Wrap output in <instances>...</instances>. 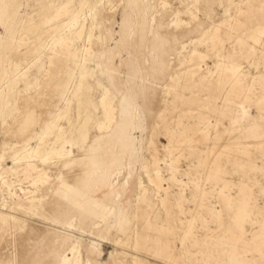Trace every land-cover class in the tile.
<instances>
[{
    "label": "rangeland",
    "instance_id": "rangeland-1",
    "mask_svg": "<svg viewBox=\"0 0 264 264\" xmlns=\"http://www.w3.org/2000/svg\"><path fill=\"white\" fill-rule=\"evenodd\" d=\"M0 85V264H264V0H0Z\"/></svg>",
    "mask_w": 264,
    "mask_h": 264
},
{
    "label": "bare ground",
    "instance_id": "bare-ground-1",
    "mask_svg": "<svg viewBox=\"0 0 264 264\" xmlns=\"http://www.w3.org/2000/svg\"><path fill=\"white\" fill-rule=\"evenodd\" d=\"M71 1V0H70ZM71 3V2H70ZM80 3V2H79ZM72 4V3H71ZM94 4V3H93ZM63 5H65V4H63ZM89 5V4H88ZM80 6V5H79ZM87 6V5H86ZM92 6V5H91ZM64 7V6H63ZM66 7V6H65ZM81 7H82V5H81ZM85 7V6H84ZM96 7V6H95ZM79 8V7H78ZM60 9H61V7H60ZM62 10V9H61ZM82 8H79L75 13H74V19H78L79 18V16L82 14ZM62 12V11H61ZM57 13H58V11H57ZM73 15V14H72ZM59 16V15H58ZM58 16H57V19H58ZM84 16V15H83ZM56 17V16H55ZM72 18V17H71ZM84 18V17H83ZM52 19V18H51ZM55 19V18H54ZM47 20V19H46ZM50 20V19H49ZM71 20V19H70ZM72 20H73V18H72ZM56 21V20H55ZM81 22V21H80ZM48 23V22H47ZM50 23V22H49ZM82 23H83V21H82ZM87 23V22H86ZM43 24H45V23H43ZM76 24V23H75ZM65 25H67L66 23H65ZM75 26V25H74ZM77 27V26H76ZM80 27H81V25H80ZM83 27V26H82ZM93 28V27H92ZM75 29V28H74ZM86 29V28H85ZM89 29H90V27H89ZM58 30V29H57ZM83 30V29H82ZM63 31V30H62ZM90 31H88V33H89ZM63 34V33H62ZM71 34H73V33H71ZM81 34V31H78V32H76V35H73L74 37L75 36H79ZM89 35V34H88ZM260 35V34H259ZM69 36H71V35H69ZM80 36H82V35H80ZM260 37V36H259ZM79 38V37H78ZM262 38V37H261ZM61 39V38H60ZM76 39V38H75ZM80 39V38H79ZM79 39H76L77 41L79 40ZM63 40V39H62ZM68 40H70V39H68ZM75 41V40H74ZM76 44V43H75ZM43 45V44H42ZM39 47H42V46H40L39 45ZM77 48H78V46H77ZM77 51V50H76ZM42 54V53H41ZM40 54V55H41ZM38 57V56H37ZM34 60H35V58L33 59V62L32 63H34ZM36 60H38L39 61V59H36ZM83 61V60H82ZM36 62V61H35ZM84 63V62H83ZM13 64V63H12ZM14 65V64H13ZM81 65V64H80ZM89 65V64H88ZM15 66V65H14ZM13 66V67H14ZM82 67H83V65H81ZM91 66V65H90ZM95 67V66H94ZM17 68V67H16ZM80 69V68H79ZM13 70V69H12ZM18 70H19V68H18ZM17 70V71H18ZM91 70V69H90ZM89 70V71H90ZM5 71V70H4ZM15 71H16V69H15ZM79 71H81V69L79 70ZM12 72H14V71H12ZM3 73V72H2ZM5 73V72H4ZM92 74H93V72H91ZM11 74H13V73H11ZM86 74V73H85ZM88 74V73H87ZM92 74H90V76L88 77L89 79H91L92 77ZM6 75V74H5ZM17 75H18V73H17ZM78 75H79V73H78ZM83 75V74H82ZM81 75V76H82ZM88 76V75H87ZM84 77H86V76H84ZM85 79V78H84ZM81 80V79H80ZM15 82V81H14ZM95 82V81H94ZM5 84V83H4ZM14 85V84H13ZM1 86V85H0ZM4 86V85H3ZM6 86V85H5ZM15 86V85H14ZM81 86H82V84H81ZM97 87H98V85H96ZM82 88V87H81ZM9 89V88H8ZM79 89V88H78ZM101 89H103V88H101ZM12 90V89H11ZM106 90V89H105ZM104 90V91H105ZM7 91V90H6ZM67 91V90H66ZM79 92H80V90H79ZM78 92V93H79ZM1 93V92H0ZM77 93V92H76ZM99 93V92H98ZM15 94V93H14ZM89 94V93H88ZM3 95V94H2ZM8 95H9V93H8ZM65 95V94H64ZM76 95V94H75ZM80 97V96H79ZM79 97H78V99H79ZM85 97V96H84ZM3 98V97H2ZM127 98V97H126ZM5 99H6V97H5ZM76 99V98H75ZM88 99V98H87ZM93 99V98H92ZM95 99V98H94ZM111 99V98H110ZM109 99V100H110ZM129 99V98H128ZM90 100V99H89ZM108 99H107V96H106V94H103V96L101 97V99H100V104H99V106H101L100 108L102 109V113H103V117H102V119H104V124H103V121H101L102 122V124L101 125H103L104 127H108L113 121H114V119H115V116H114V108H113V104H112V101H109ZM113 100V99H112ZM7 101V100H6ZM96 102V101H95ZM70 103H71V101H70ZM83 103H86V101L85 102H83ZM1 104V103H0ZM7 106H8V101H7ZM80 104V103H79ZM133 105V104H132ZM132 105H131V103L129 102V101H127V100H125V99H123V101H122V103H121V116H120V124L117 126V132L118 133H120L122 136L121 137H123V135L125 134V132H126V129L128 128V126H129V122H130V120H131V117L133 116L132 115V112H133V108H132ZM80 106H81V104H80ZM83 106V105H82ZM87 106V105H86ZM5 107V106H4ZM135 107V106H134ZM1 108H2V106H1ZM6 108V107H5ZM82 110H83V108L82 107H80ZM135 109V108H134ZM78 110V109H77ZM80 110V109H79ZM80 112V111H79ZM82 112V111H81ZM81 112H80V114H81ZM84 112H85V109H84ZM78 113V112H77ZM89 115V114H88ZM78 116V115H77ZM86 116V115H85ZM62 118V117H61ZM85 118V117H84ZM90 118V117H89ZM79 119H81V117L79 118ZM74 120V119H73ZM85 120V119H84ZM70 121V120H69ZM68 121V122H69ZM88 122H89V120H87ZM74 123V122H73ZM68 124H70V122L68 123ZM77 124V123H76ZM86 124V123H85ZM84 124V125H85ZM132 124V123H131ZM87 125V124H86ZM86 125L85 126H83V127H86ZM69 126V125H68ZM71 126V125H70ZM69 126V127H70ZM79 126V125H78ZM100 126V125H99ZM134 126V125H133ZM102 127V126H101ZM71 128V127H70ZM99 128V127H98ZM111 128V127H110ZM108 129V128H107ZM132 129V128H131ZM49 130V129H48ZM53 130V129H52ZM71 130V129H70ZM70 130L68 131L69 132V134H70ZM79 130V129H78ZM78 130L76 129V131L78 132ZM82 131V130H81ZM80 131V132H81ZM88 131V130H87ZM77 132H75V133H77ZM86 132V131H85ZM82 133V132H81ZM87 133V132H86ZM85 134V133H84ZM76 135H78V134H76ZM81 136H82V134H80ZM86 135V134H85ZM85 135H83V137L85 136ZM45 136V135H44ZM72 136V135H71ZM74 136V135H73ZM114 136V135H113ZM82 137V138H83ZM81 138V137H80ZM120 138V137H119ZM58 139V138H57ZM56 139V140H57ZM86 139V138H85ZM85 139H84V141H85ZM110 139V138H109ZM127 139V138H126ZM131 139V138H130ZM42 140V139H41ZM76 140H78V139H76ZM75 140V141H76ZM87 140V139H86ZM112 140H115V139H112ZM122 140V139H121ZM43 141V140H42ZM41 141V142H42ZM59 141H60V139H59ZM71 141H72V138H71ZM74 141V140H73ZM83 141V140H82ZM128 141V140H127ZM40 142V143H41ZM53 142V141H52ZM69 142V141H68ZM86 142V141H85ZM112 142V141H111ZM114 142V141H113ZM119 142V141H118ZM65 143V142H64ZM67 143V142H66ZM76 143V142H75ZM122 143V142H121ZM130 143H131V141H130ZM133 143V142H132ZM68 144V143H67ZM108 144V143H107ZM113 144H115V143H113ZM123 144V143H122ZM121 144V145H122ZM54 145V144H53ZM70 145V144H69ZM109 145V144H108ZM129 145V144H128ZM55 146V145H54ZM63 146V145H62ZM114 146V145H113ZM112 146V147H113ZM134 146H135V144H134ZM51 147V146H50ZM41 148V147H40ZM106 148V147H105ZM109 148V147H108ZM49 149H51V148H49ZM64 149V148H63ZM112 149V148H111ZM116 149V148H115ZM121 149V148H120ZM130 149V148H129ZM128 149V150H129ZM133 149V148H132ZM45 150V149H44ZM102 150V149H101ZM36 151V150H35ZM53 151V150H52ZM62 151V150H61ZM65 151V150H64ZM68 151V150H67ZM130 151V150H129ZM59 152H60V150H59ZM58 152V153H59ZM101 152V151H100ZM111 152V151H110ZM216 152V151H215ZM55 153H56V151H55ZM96 153V152H95ZM98 153V152H97ZM103 153H104V151H103ZM108 153V152H107ZM112 153V152H111ZM50 154V153H49ZM94 154V153H93ZM101 154H102V152H101ZM113 154V153H112ZM133 154V153H132ZM55 155V154H54ZM57 155L59 156V154H57L56 153V157H57ZM95 155V154H94ZM36 156V155H35ZM47 156V155H46ZM45 156V158H47V157H49V156H47L46 157ZM68 156V155H67ZM97 156V155H96ZM105 156V155H104ZM120 156V155H119ZM123 156V155H122ZM50 158V157H49ZM58 158V157H57ZM98 158V161L99 160H101V157H97ZM104 158V157H103ZM107 158V157H106ZM116 157H113V156H111V159H110V161H109V164L110 165H112V166H114V165H116V163H117V161H116V159H115ZM153 158H155V157H153ZM94 160H95V158H94ZM96 161V160H95ZM102 161V160H101ZM105 161H106V159H105ZM102 162H104V161H102ZM156 162V161H155ZM95 163V162H94ZM101 163V162H100ZM105 163V162H104ZM103 163V164H104ZM98 164V163H97ZM156 164V163H155ZM100 166H102L101 164H100ZM111 166V167H112ZM105 167H107V166H105ZM110 167V168H111ZM115 167V166H114ZM119 167V166H118ZM97 168H99V167H97ZM101 168V167H100ZM103 168V167H102ZM105 169V168H104ZM107 169V168H106ZM118 169V168H117ZM120 169V168H119ZM110 170H112V169H110ZM100 171V170H99ZM117 171H119V170H117ZM108 174V173H107ZM116 176V175H115ZM114 176V177H115ZM118 176V175H117ZM116 176V177H117ZM102 178V177H101ZM103 179V178H102ZM106 179H108V178H106ZM110 179V178H109ZM101 180V179H100ZM109 181V180H108ZM246 204V203H245ZM242 212H244V211H242ZM240 213V212H239ZM245 213V212H244ZM243 214V213H242ZM248 214V213H247ZM243 222V221H242ZM190 230V229H189ZM78 247H76V245L75 246H73L72 248H71V250H70V257H64L63 259H62V261H61V264H80V259H79V253H78V249H77Z\"/></svg>",
    "mask_w": 264,
    "mask_h": 264
}]
</instances>
